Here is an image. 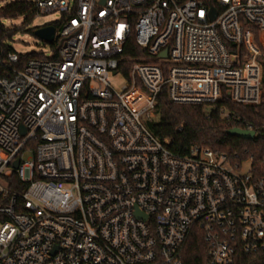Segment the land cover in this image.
<instances>
[{"label": "built area", "instance_id": "built-area-1", "mask_svg": "<svg viewBox=\"0 0 264 264\" xmlns=\"http://www.w3.org/2000/svg\"><path fill=\"white\" fill-rule=\"evenodd\" d=\"M33 2L61 14L50 55L0 21V264H183L196 231L208 264L264 251V153L178 154L150 127L164 92L261 102L264 0Z\"/></svg>", "mask_w": 264, "mask_h": 264}, {"label": "trees", "instance_id": "trees-1", "mask_svg": "<svg viewBox=\"0 0 264 264\" xmlns=\"http://www.w3.org/2000/svg\"><path fill=\"white\" fill-rule=\"evenodd\" d=\"M37 9L33 0H0L1 37L6 41L7 50L19 26L7 27L5 21L24 16L30 22ZM134 44L126 48L125 55H133ZM30 55V54H29ZM264 93V92H263ZM159 119L150 124L159 135L178 154H189L196 146L220 148L232 158H252L260 161L264 153V94L257 105H244L226 98L215 105L177 104L167 97L166 92L159 97ZM226 105L232 112V119L223 117L221 106ZM256 131L253 139L239 138L229 133L233 127L248 128ZM183 251V264H208V248L203 236L197 231L190 237ZM240 264H264V251L239 253Z\"/></svg>", "mask_w": 264, "mask_h": 264}, {"label": "rangeland", "instance_id": "rangeland-1", "mask_svg": "<svg viewBox=\"0 0 264 264\" xmlns=\"http://www.w3.org/2000/svg\"><path fill=\"white\" fill-rule=\"evenodd\" d=\"M12 1V0H9ZM61 14L58 11H51L46 13H36L30 22H25V17L6 20L7 27L19 26L20 29L14 34L11 45L14 50L20 54L31 55L38 54L39 56L50 55L52 47L44 41L38 34L35 33L37 28L53 24L55 21L61 19ZM113 85L122 89L126 83L122 75H112ZM29 154L26 155L28 157ZM248 164L244 165L247 169Z\"/></svg>", "mask_w": 264, "mask_h": 264}, {"label": "water", "instance_id": "water-1", "mask_svg": "<svg viewBox=\"0 0 264 264\" xmlns=\"http://www.w3.org/2000/svg\"><path fill=\"white\" fill-rule=\"evenodd\" d=\"M216 10L213 9V15L212 19L216 17ZM35 33L38 34L44 41L51 42L53 41L54 37L56 36V27L53 24H49L40 28H37L35 30ZM166 54V51H165ZM229 133L235 136H238L239 138H245V139H253L256 137V131L251 129H244L241 127H233L229 130ZM17 166V163H16Z\"/></svg>", "mask_w": 264, "mask_h": 264}]
</instances>
